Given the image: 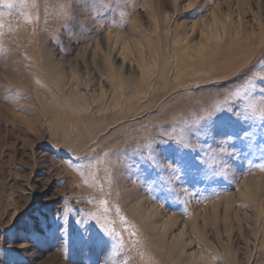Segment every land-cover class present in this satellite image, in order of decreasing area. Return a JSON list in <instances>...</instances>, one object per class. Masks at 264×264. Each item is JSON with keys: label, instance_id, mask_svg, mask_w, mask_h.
Wrapping results in <instances>:
<instances>
[{"label": "rangeland", "instance_id": "1", "mask_svg": "<svg viewBox=\"0 0 264 264\" xmlns=\"http://www.w3.org/2000/svg\"><path fill=\"white\" fill-rule=\"evenodd\" d=\"M187 2L0 0V264H264V0Z\"/></svg>", "mask_w": 264, "mask_h": 264}, {"label": "bare ground", "instance_id": "2", "mask_svg": "<svg viewBox=\"0 0 264 264\" xmlns=\"http://www.w3.org/2000/svg\"><path fill=\"white\" fill-rule=\"evenodd\" d=\"M209 32V31H208ZM205 35V34H204ZM46 55V59H47V61H48V58L50 57L49 55H48V53H46L45 54ZM44 56V55H43ZM51 58V57H50ZM37 64V63H36ZM50 64L52 65V63L50 62ZM57 64V63H56ZM39 65V64H38ZM46 66V65H45ZM40 67V66H39ZM53 67V66H52ZM46 69V68H45ZM58 69H60V68H58ZM53 70V69H52ZM46 71H47V69H46ZM56 75V73L54 74V76ZM58 75H59V73H58ZM58 75H56L57 77H58ZM47 76H48V74H47ZM53 76V77H54ZM56 76H55V78H56ZM60 77V76H59ZM60 81V80H59ZM61 82V81H60ZM59 83V82H58ZM75 100V99H74ZM90 100V99H89ZM77 104V103H76ZM43 105V104H42ZM77 106V105H76ZM46 108V107H45ZM48 109V108H47ZM46 109V110H47ZM79 111V110H78ZM78 115V114H77ZM106 117V116H105ZM76 119V118H75ZM77 121H79V120H77ZM80 125V124H79ZM144 217V216H143ZM143 223H144V225L143 226H145V225H147L146 224V222H148L149 221V219L148 218H146L145 217V219L143 218ZM148 223H150V222H148ZM193 227V226H192ZM165 233H166V230L165 229H163L161 232H159V234H160V236H164L165 235ZM196 234L201 238V239H203V240H205L206 239V237H207V235H206V233L204 232V230H198L197 232H196ZM152 245H151V248L150 249H148L147 247H145V248H147V250H149L148 252L151 254V256L153 257L154 256V253H155V251H159V254L161 253L163 256H164V258H165V261L163 262L164 264H184V262L186 261V262H188L187 260H185V259H183V257H182V254H181V249H182V247L184 246L183 245V242H182V240L181 239H177L176 238V241L175 242H172V244L170 245V244H165L164 245V243L162 242V241H160V240H157L156 241V243L155 242H152L151 243ZM162 245H164V246H162ZM145 257V256H144ZM155 257V256H154ZM154 262V259L153 260H151V262ZM154 264H159V263H157V262H155Z\"/></svg>", "mask_w": 264, "mask_h": 264}, {"label": "clouds", "instance_id": "3", "mask_svg": "<svg viewBox=\"0 0 264 264\" xmlns=\"http://www.w3.org/2000/svg\"><path fill=\"white\" fill-rule=\"evenodd\" d=\"M185 10L187 9H191L194 7V0H188V2L185 4ZM201 47H203V45H201Z\"/></svg>", "mask_w": 264, "mask_h": 264}, {"label": "snow or ice", "instance_id": "4", "mask_svg": "<svg viewBox=\"0 0 264 264\" xmlns=\"http://www.w3.org/2000/svg\"><path fill=\"white\" fill-rule=\"evenodd\" d=\"M9 6H11V5H9ZM225 111H227V109H225Z\"/></svg>", "mask_w": 264, "mask_h": 264}]
</instances>
